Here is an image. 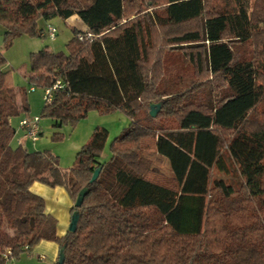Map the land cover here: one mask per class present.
<instances>
[{
  "label": "trees",
  "instance_id": "16d2710c",
  "mask_svg": "<svg viewBox=\"0 0 264 264\" xmlns=\"http://www.w3.org/2000/svg\"><path fill=\"white\" fill-rule=\"evenodd\" d=\"M74 16L93 39L73 30L66 54H30V87L63 85L39 119L60 128L120 111L129 125L105 163L108 132L95 128L67 171L13 149L28 89L13 86L0 52V264L42 241L58 246L53 264H264V0H0L5 43ZM34 183L73 204L87 190L71 209L75 232L56 235Z\"/></svg>",
  "mask_w": 264,
  "mask_h": 264
},
{
  "label": "rangeland",
  "instance_id": "374dc122",
  "mask_svg": "<svg viewBox=\"0 0 264 264\" xmlns=\"http://www.w3.org/2000/svg\"><path fill=\"white\" fill-rule=\"evenodd\" d=\"M47 24L52 25L57 31L54 40L49 39L46 35L44 36ZM79 25L77 19L65 22L64 20L55 18L47 23L41 20L38 22V27L42 30L43 34L41 38L22 35L13 38L8 43L4 42L5 30L0 27V52L6 60V68L11 72L13 86L20 89H28L30 87L25 79L29 73L30 54L37 53L44 48H48L53 53L66 54V45L72 37L73 30L79 31ZM207 90L205 89V98L208 93ZM42 95L43 89L37 86L34 92L27 93L28 115L30 117L39 116L44 106V102L41 100ZM19 119L20 117L11 119L13 128L18 125ZM128 122L127 116L120 111L112 113L91 111L87 114L86 118L78 121L75 125L65 124L60 128H55L51 119L43 118L39 126L42 135L34 142V147L28 148V151L29 153H46L56 157L59 168L67 171L73 167L76 154L89 141L94 129L100 127L106 129L108 132V138L100 158V162L105 163L110 158V145L113 139L119 136L124 128L128 127ZM155 124L160 125V122L156 121ZM11 147L13 149L17 148L15 143H12ZM147 156L152 161L153 166L162 172L164 177H169L165 162L156 158L155 153H150ZM215 177L225 179L223 175L217 173ZM41 255L43 256L42 260ZM11 262L12 264H51V259L45 252L39 254L34 252L32 248L28 253H22L17 260L14 259Z\"/></svg>",
  "mask_w": 264,
  "mask_h": 264
},
{
  "label": "crops",
  "instance_id": "0c3cea01",
  "mask_svg": "<svg viewBox=\"0 0 264 264\" xmlns=\"http://www.w3.org/2000/svg\"><path fill=\"white\" fill-rule=\"evenodd\" d=\"M76 19H77L78 23L80 24L79 25V31L80 32H87V28L75 16H74V18L71 17V18L65 20V22H69V21L76 20ZM47 22H49V21H44V23H47ZM33 117H37V116L35 115ZM33 117H30V115L20 117V119L18 120V125L15 127L16 129L14 128L16 133H15V136H14L12 142H11V146H12V143H15V146L21 147L27 152H29L28 148L34 147V145H35L34 143H32L28 140H25L23 138V131L19 128V122L21 120H23L25 118L28 119V118H33ZM40 122H41V120H40ZM10 123H11V121H10ZM11 126H12V128L14 127L12 125V123H11ZM41 135H42V132H41ZM155 157L158 158L159 160L165 162L167 169H168V172H169V176H171L172 174L170 171V165H169V162L167 161V159L163 158L162 156L158 155L157 153H155ZM30 191L32 192V194H35L44 200V202H45V206H44L45 207V214L53 217L57 221L56 235L58 237H63L68 232V227L70 224L69 218H71L70 212H71V209L73 208V203L67 194L68 192H66L61 187H56V188L51 189V188H48L44 185H41V183L40 184L34 183L30 187ZM33 251L36 253H39V254H43L45 252L49 256V258L51 259V264H53L57 260L58 254H59L58 246L56 244L51 243V242H45V241H42L37 246H35L33 248ZM42 258H43V256L41 255V260H42Z\"/></svg>",
  "mask_w": 264,
  "mask_h": 264
},
{
  "label": "built area",
  "instance_id": "2783aa9c",
  "mask_svg": "<svg viewBox=\"0 0 264 264\" xmlns=\"http://www.w3.org/2000/svg\"><path fill=\"white\" fill-rule=\"evenodd\" d=\"M56 34H57L56 29L52 25L47 24L45 27L44 36L46 35V37H48L49 39L54 40ZM91 39H93V36L88 32H84L80 34L78 37V40L80 42H84ZM62 86L63 85H61V83L57 81L53 85H51V87L43 89V95L41 100H43L44 104H49L50 101L52 100L53 94L59 89H61ZM34 91H35V87L33 86L28 88V92H34ZM39 126H40V119L38 116L28 119L25 118L19 122V128L23 131V138L33 143L37 141L41 135V130ZM10 256H11V252L7 250L3 255L6 264H12L11 262L12 260L10 259Z\"/></svg>",
  "mask_w": 264,
  "mask_h": 264
},
{
  "label": "water",
  "instance_id": "95a60500",
  "mask_svg": "<svg viewBox=\"0 0 264 264\" xmlns=\"http://www.w3.org/2000/svg\"><path fill=\"white\" fill-rule=\"evenodd\" d=\"M149 109H150L149 115L152 118H154L156 116L157 112L160 109V104L151 105ZM96 177H97V174L95 173L94 176L91 178L90 183H93L96 180ZM85 191H87V190L83 189V190H81V192H79V194H78V196L76 198V201L74 203V207L75 208H80L81 207V204L83 203V199H84L85 194H86ZM78 218H79L78 213L72 214L71 218H69L70 219V224H69V227H68V232H71V233L75 232ZM61 252H62V250H61Z\"/></svg>",
  "mask_w": 264,
  "mask_h": 264
}]
</instances>
